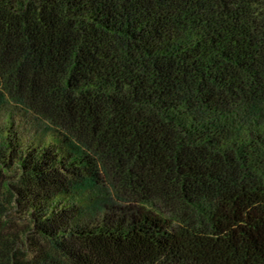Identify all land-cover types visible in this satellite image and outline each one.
Masks as SVG:
<instances>
[{
  "label": "trees",
  "instance_id": "16d2710c",
  "mask_svg": "<svg viewBox=\"0 0 264 264\" xmlns=\"http://www.w3.org/2000/svg\"><path fill=\"white\" fill-rule=\"evenodd\" d=\"M12 105L0 264H264V0H0Z\"/></svg>",
  "mask_w": 264,
  "mask_h": 264
},
{
  "label": "rangeland",
  "instance_id": "374dc122",
  "mask_svg": "<svg viewBox=\"0 0 264 264\" xmlns=\"http://www.w3.org/2000/svg\"><path fill=\"white\" fill-rule=\"evenodd\" d=\"M11 117L13 123L15 124L16 131L18 132L19 137L23 139V141L28 144L35 139H39L42 136L43 125L38 122L33 116L23 114L18 108L15 106H5L0 108V127H3L5 124L6 118ZM96 197H107L106 194H96ZM93 196L89 199L93 200ZM87 199V201L89 200ZM92 200H89L91 202ZM19 222L18 220H15ZM16 222V223H17ZM18 225V224H16Z\"/></svg>",
  "mask_w": 264,
  "mask_h": 264
}]
</instances>
